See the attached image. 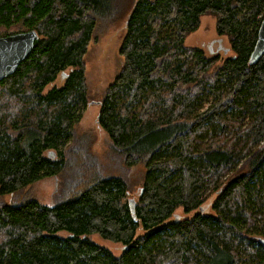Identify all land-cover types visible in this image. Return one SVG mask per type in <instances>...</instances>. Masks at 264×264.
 Masks as SVG:
<instances>
[{
    "label": "trees",
    "instance_id": "trees-1",
    "mask_svg": "<svg viewBox=\"0 0 264 264\" xmlns=\"http://www.w3.org/2000/svg\"><path fill=\"white\" fill-rule=\"evenodd\" d=\"M113 2L0 0V36L38 34L0 80V264H264V53L250 59L264 0L134 1L122 66L97 101L117 162L104 172L71 145L87 44ZM203 15L232 55L185 44ZM45 177L50 204L1 199Z\"/></svg>",
    "mask_w": 264,
    "mask_h": 264
},
{
    "label": "rangeland",
    "instance_id": "rangeland-1",
    "mask_svg": "<svg viewBox=\"0 0 264 264\" xmlns=\"http://www.w3.org/2000/svg\"><path fill=\"white\" fill-rule=\"evenodd\" d=\"M134 1L114 0L111 12L102 19L97 20L84 56L88 100L86 107L81 112L80 120L75 126V142L74 145H71V149L79 147L78 152L83 151L84 155L78 154L82 158L85 156L94 164L96 162L104 172L116 171L117 169L113 167L117 165V162L110 161L109 156H107L109 153V139L96 121L99 111L97 101L101 99L105 88L122 66L123 59L119 54V47L126 31L127 16ZM185 44L199 46L207 55L218 53L221 58L232 55L226 36L217 34L215 19L211 15L201 16L199 27L186 37ZM62 81L63 79L58 75L54 82L44 88V91L53 85L59 87ZM73 169H75L73 166L66 167L62 176L64 174L74 175ZM141 169L140 166H135L131 169L129 176L136 179ZM56 191L57 180L53 177H45L22 188L17 194L13 196L6 194L1 199L7 202H20L23 199L33 197L41 203L50 204ZM212 200L213 197L208 201ZM206 204L205 202L204 205ZM57 234L66 236L67 232L62 230L58 231ZM90 238L96 244L109 249L114 255L122 251L121 243L104 239L97 233L91 234Z\"/></svg>",
    "mask_w": 264,
    "mask_h": 264
},
{
    "label": "water",
    "instance_id": "water-1",
    "mask_svg": "<svg viewBox=\"0 0 264 264\" xmlns=\"http://www.w3.org/2000/svg\"><path fill=\"white\" fill-rule=\"evenodd\" d=\"M37 33L34 29L0 36V80L13 74L21 61L31 52ZM264 53V15L257 30V38L250 59ZM64 76V74L62 73ZM131 202L134 200L131 198Z\"/></svg>",
    "mask_w": 264,
    "mask_h": 264
},
{
    "label": "bare ground",
    "instance_id": "bare-ground-1",
    "mask_svg": "<svg viewBox=\"0 0 264 264\" xmlns=\"http://www.w3.org/2000/svg\"><path fill=\"white\" fill-rule=\"evenodd\" d=\"M263 17V16H262ZM261 22V21H260ZM260 25V24H259ZM259 27V26H258ZM258 30V29H257ZM36 31V30H35ZM37 33V32H36ZM37 37H38V34H37ZM257 38V37H256ZM255 45V44H254ZM253 50V49H252Z\"/></svg>",
    "mask_w": 264,
    "mask_h": 264
}]
</instances>
